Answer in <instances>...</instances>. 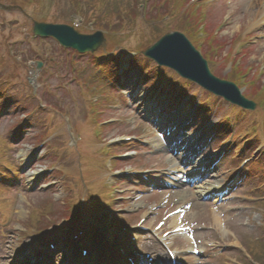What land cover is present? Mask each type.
Listing matches in <instances>:
<instances>
[{
    "label": "rangeland",
    "instance_id": "obj_1",
    "mask_svg": "<svg viewBox=\"0 0 264 264\" xmlns=\"http://www.w3.org/2000/svg\"><path fill=\"white\" fill-rule=\"evenodd\" d=\"M104 1L106 2V0ZM107 1H109V3H107L108 6L109 4L111 6L113 5V9L123 4L128 11L130 5L135 0ZM146 1L147 0H140L137 7L139 11L141 10V14H143L141 16L142 21L140 18L133 21L130 23L131 27L129 26V29L124 31V33L107 32L112 35V37L108 38L112 39L109 41V44L108 41H105V43L97 49V53H101L102 50L111 49L114 43H117L118 47L124 49L126 52L133 49H139V51H141L140 49L145 50L157 41L161 35L173 31V27H175L177 23L174 22L173 19L171 21L170 17L163 20L159 19L154 23L143 20V17L149 16L152 12L150 4L145 7ZM152 1L153 0H149V3ZM178 1L183 0H168L163 6L174 19H176L177 16L174 14V11H170V8L172 7L175 11L181 10L182 6H176ZM83 8L84 11L81 10L82 13H78L74 7H72V0H35V3L30 7L23 8L24 11L26 10L28 13L19 10L18 6L9 5L8 7H0V81L4 80L7 83L13 84L11 85L12 88L9 87V90H6L4 96H0V141L1 139L7 141L6 138H8V141L11 142V144H8V147L4 144L7 147L4 150L7 155L5 157L11 162H14V165L16 167L18 166L17 168L20 169L16 178L12 177L10 181H7L5 178L0 179V221L3 222L6 219L4 212H7V214L9 213V206L12 200L19 197L17 209H15L11 225H0V264H12L15 262V255L27 236L22 233V230L27 228L29 223V228H39L41 219H47L45 217V213L47 212L51 213V221H53L50 222L47 219L48 222H50L49 226L52 224H63L65 228L69 229L72 226V223L67 220V215L70 211L75 215L74 218L87 216L93 219L92 215L94 213L95 217L98 218L99 224H97V226H102L104 224V221L101 219L105 207L102 203L103 196L99 191H96L102 183V173H100V163L102 160H99L101 157L99 150L102 145L97 140L95 141V128L91 127V120L88 115L90 105L89 99L94 101V106H103L104 110L101 111L102 118L120 115H124L125 117V119L109 125L108 128H104L106 139H118L137 133H146L145 139H150L152 136L150 133V123L154 122L150 121L145 123V120H147L145 115L148 113L146 106L148 107V102L150 103L152 96L159 94L164 89H159L155 94L153 90L146 91V89L143 88L139 95H132L126 97V99L117 93L118 96L113 102L118 103V100L121 98L123 102L122 109L117 110L111 108L112 101L108 89L111 91L113 90V92H115V90L107 85L108 82L102 83L104 79L97 70L94 72V67H90L88 73H91L87 75L89 79L82 83L85 96L81 93V86L78 80H72L70 78L71 76H75V74H71L72 68L68 67L67 64L70 52L61 47L58 41L53 37L36 38L34 36L33 26L35 19L46 20L50 19V17L53 22L74 25L82 33L91 34L95 32L94 27L96 23L92 25V22L93 20L100 19L101 13L98 11L99 7L93 10L91 9L92 7H89L86 3ZM189 8L190 12L187 15L188 17L195 15V19L198 20L204 15L203 21L206 23L205 32L212 38L215 37L217 40L221 41L223 45L226 43L222 51L217 54L213 52L215 56L209 53L210 48L206 44L207 42L203 45V49L201 48L202 52H207H205V58L211 59L213 55V58L217 59V64L211 65V67L215 68L216 74L223 79L233 81L231 80L233 64L234 60H238L239 63L242 64V71L247 73V80L245 83L246 93L249 92L251 87L254 95V89L264 86V19H262L264 17V0H210L205 7L198 5V8L196 6L194 8L189 6ZM144 9H147L145 14L143 13ZM183 21L184 20H177L179 23ZM186 23L187 20L182 24ZM215 30L216 34L213 35V31ZM156 31H159V33L156 34ZM243 34L244 36H252V38L249 40L247 47L241 48L240 42L243 40ZM212 38H209L208 42L213 41ZM190 39L193 41L191 37ZM247 40L248 39L245 38L244 41L246 42ZM196 43L198 44V42H195V44ZM121 44L122 46H119ZM142 44L144 46L140 48ZM197 44L196 46H200ZM238 51H240V53H238ZM142 57L141 54L140 59H142ZM77 58L83 60L80 64L78 63L79 65L77 64V68L80 70L83 69L84 66L89 65L87 61H84V58L79 56ZM36 61H43L44 63L40 73L37 71ZM138 64L143 68L142 63ZM145 69L150 70L148 66L144 67L143 70ZM130 71L132 73L135 72L131 69ZM254 75H257L259 78L254 81L255 87L248 85L249 81L253 80ZM236 78L237 77L233 78L234 82ZM31 80L37 84L33 87L34 91L28 85L31 83ZM147 81L149 83H151V81L154 83L151 76L147 77ZM0 83L2 84V82ZM172 84V81L168 83L170 87ZM148 86L151 85L148 84ZM168 87L166 89H168ZM132 99L134 100L132 101ZM191 101L192 100H189L188 102L191 103ZM174 106L175 101L173 102V107ZM67 109L71 110L73 115L75 123L74 133L67 132V125L62 123V114L64 116ZM29 111L34 114V117H30L27 121L25 136L19 138L18 133H16L17 128H15L14 125L20 123ZM225 112H228L226 116L233 113L232 110H225ZM257 112V115L253 111L249 114L247 113L248 115L242 113L233 115V121H238V125L239 123L242 124V133L256 129V131H262L264 134L263 109L258 108ZM131 115H134V117L136 116V118L133 117L136 122L131 123L128 121ZM98 116L99 114L96 115V119ZM49 120L53 121L52 128L44 132L45 129L43 128H45ZM197 122L199 125L202 123L200 119ZM197 122L194 124L196 128L192 131L193 136L203 131L202 127L197 125ZM35 123L36 125H34ZM59 125H62L63 129L54 136L51 135V132ZM40 126L42 134L39 132V136H37L36 132ZM100 132L101 130L97 131V134ZM44 133L43 139H45L48 142L47 145H49L47 147L45 146L46 148H43L41 152L38 151L35 155H32L33 147L40 143ZM74 134H76L77 138L81 136L79 145L77 147L75 146V148H73L75 145ZM187 134L190 133L188 132ZM103 135L104 132L101 138ZM4 136L5 138H3ZM228 140L229 138L226 139V141ZM255 142H257V140ZM263 143L264 137L263 140H261V145ZM2 144L3 143L0 142V145ZM124 144V147H122L119 152L140 149L138 155L130 159V161L132 160L131 162L128 161L125 164L119 162L116 163L115 166H120V168L125 167L124 165H131L134 168L145 167L144 164L140 162L137 164L134 159L137 161L146 159L147 164H149L148 167H163L166 163V154L158 156L156 148H153L152 151H148L145 149V146H142L143 149H141L142 147L139 143L133 141H128ZM51 145H53V149ZM219 145L220 142L214 143L213 145L211 142H208L204 152L207 151V154L209 153L208 156H210L212 155L210 151L217 152ZM255 146L256 144L254 143L251 146L252 149L249 147V152L246 156H254L253 151ZM64 147L66 148V152L62 159L58 161L57 158L55 159V157H53V153H55L58 148L63 150ZM262 147L263 150L255 154L256 156L264 155V145H262ZM229 153L230 151L227 152L225 158L226 161L231 164L232 155H229ZM245 154L246 153L242 154L243 157ZM48 156L53 158L48 161ZM153 156L154 158H152ZM218 156H220V154H218ZM205 157H207V155ZM52 160L55 163H59L57 172L54 174L55 177H53V171L50 173L44 171V169L47 168L45 166L53 162ZM86 161H88L87 165L90 167L91 172L89 185L94 187V190L91 188L92 193L88 190L84 192L81 187L83 175L81 177L80 169L86 179L87 170L89 168L85 165ZM226 161H220L218 164L219 167L215 170L217 171L215 177L210 176L203 183H200L205 190H212V184L217 182H220L222 186H224L227 177L231 173L226 167L228 165ZM239 162L240 160L236 161L238 164ZM81 164L82 166L80 167ZM61 170L69 171L73 178L67 181L58 178V173ZM50 178H55L56 182H52L53 185L50 184ZM253 184L254 182H252V180H246L244 184H241L239 180H233L231 183L232 189L230 190V192H233V195H231L232 200H230V202L226 201L227 197L218 204H215L214 200H209L207 202L205 200L202 201L198 195L197 188L194 192L190 190L178 192L179 195L176 202H173L171 197L169 203H175L174 205L188 200L192 201L191 212H193L194 215L192 213L187 214L184 220L191 226V231L194 235L197 234V236L200 237V235L205 234V238H200L203 239L201 242L203 244L202 248H207L205 251L206 255L202 261L203 264H226L224 263L225 257L237 255V251H240L238 246L243 244L250 248L249 251L254 254L253 256L255 259L264 263V218L262 215V212H264V200H259L258 196H255L261 193L258 188L253 191V196L248 194L251 188L250 186ZM69 187L72 188L70 189L72 191H68ZM106 187L108 188L107 184ZM67 191L70 193L72 192L73 196L82 194V197L79 198V196H77L75 203L71 204V202H67ZM214 191L213 189L211 192ZM130 192L132 194H130ZM134 192L135 191L127 190L126 193L130 196L134 195ZM183 193L184 197L178 200ZM158 195L159 194H156L153 197L150 196L147 198L143 193L138 192L137 198H135L136 195L131 196L129 209H133L135 214L138 215H133L132 218L127 217L129 223L132 225L135 224L139 217L147 212L150 205H153ZM211 196L213 195L211 194L209 196L210 199L212 198ZM233 196L235 199H233ZM148 199H151V201ZM49 201H51V203L53 202L51 210L48 211L47 208V210L42 211L40 209L41 206L49 203ZM90 201L91 203H89ZM96 201L103 205L96 208ZM222 203L226 205L220 206ZM174 205H171L170 208L174 207ZM34 211L36 212L31 219V214ZM41 211L42 216L38 220L37 214ZM215 211L223 214L224 217L227 218L228 228L234 232V235L228 232V236L232 239L235 238L236 242L235 240L234 242L236 244H231V242L226 240H218L217 236L214 234V227L211 224L214 223L213 217ZM238 211L240 213H237ZM156 219L157 217H155L154 214L150 216L151 221H155ZM43 224H45V222ZM202 229H207V231H209V229L211 230L209 233H205ZM125 235H127V232L119 234L120 237H124ZM144 236L145 243L148 245L146 247L141 245L144 249L143 252L152 251V253H155L153 251L154 245L158 246L156 238L150 235V233H146ZM256 237V241L253 242ZM200 239L199 241H201ZM213 243L215 247L217 245V248L222 250L218 253L211 250L210 246L213 245ZM233 245L235 246L231 247ZM224 246L227 248H223ZM158 248L161 249L159 246ZM222 251L224 252L220 254ZM57 253L58 258L61 260L60 264H68V260H70L72 256V251L69 250V252H67L65 247H63L59 252L57 251ZM209 253H215V256L211 258Z\"/></svg>",
    "mask_w": 264,
    "mask_h": 264
},
{
    "label": "water",
    "instance_id": "obj_2",
    "mask_svg": "<svg viewBox=\"0 0 264 264\" xmlns=\"http://www.w3.org/2000/svg\"><path fill=\"white\" fill-rule=\"evenodd\" d=\"M35 32L43 35H53L62 44L75 47L81 51L95 50L103 42L101 32L94 35H83L66 24L36 23ZM145 54L161 64L176 69L181 75L214 92L225 95L229 99L237 100L247 106L250 105L237 93L233 83L221 80L211 73L207 61L183 33L172 32L166 34L148 48Z\"/></svg>",
    "mask_w": 264,
    "mask_h": 264
},
{
    "label": "trees",
    "instance_id": "obj_3",
    "mask_svg": "<svg viewBox=\"0 0 264 264\" xmlns=\"http://www.w3.org/2000/svg\"><path fill=\"white\" fill-rule=\"evenodd\" d=\"M1 1H6V2H9L13 5H18V6H23V7L26 4H29V6L32 5V3H30V1L35 3V0H1ZM161 1L162 0H154L153 1L152 6L154 7L153 9L155 11H154V14L149 15V17L146 19L147 21L154 23L155 21H157L159 19L163 20L165 17L170 15L169 12L165 8H163V6L167 2L162 6ZM139 2H140V0H135L130 5L128 11L123 4L120 5V7H117L116 9H113L112 8L113 5L111 6L110 4H109V6H111V7H109L107 4V3H109V1H107V0H106V2L104 0H72V7H74V9L76 11L79 9L84 11L83 7H84V4H86V3L89 7H92L91 9H93V10H96V8L99 7L98 11L101 14H100V19L97 22L96 29H104L107 32L119 33L121 31H127L129 29V26L131 27L130 23L137 20L138 17L140 16V11L137 8ZM176 6H182L181 10L175 11L171 7L170 11H174V14L177 16L176 19L172 18L174 20V22L177 23V26H180L179 28H181V27L187 28V26L188 27L193 26V23L195 22L196 16L191 15L190 18H188V19L186 18L187 13H189V12L186 13V3L184 1H178L176 3ZM158 7H161V8L158 9ZM188 9L189 8H187V10ZM177 20L178 21H182V20L186 21L187 20L188 25L182 24V23H184V21L179 23V22H177ZM189 23H192V24H189Z\"/></svg>",
    "mask_w": 264,
    "mask_h": 264
},
{
    "label": "bare ground",
    "instance_id": "obj_4",
    "mask_svg": "<svg viewBox=\"0 0 264 264\" xmlns=\"http://www.w3.org/2000/svg\"><path fill=\"white\" fill-rule=\"evenodd\" d=\"M261 3H262V1H261ZM262 19H264V17L262 18ZM202 188V187H201ZM200 192V194H203L204 192H208V190L207 191H204V190H199ZM184 197V195L183 196H180V198H179V200L180 199H182ZM193 214L194 215V213L193 212H190L189 214ZM187 214V213H186ZM196 215V214H195ZM220 225H222L223 226V223H220ZM227 231V230H226ZM145 244V243H144Z\"/></svg>",
    "mask_w": 264,
    "mask_h": 264
}]
</instances>
